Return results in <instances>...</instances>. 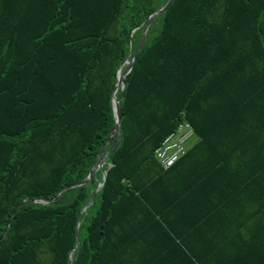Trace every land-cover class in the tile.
Returning a JSON list of instances; mask_svg holds the SVG:
<instances>
[{"label":"trees","instance_id":"16d2710c","mask_svg":"<svg viewBox=\"0 0 264 264\" xmlns=\"http://www.w3.org/2000/svg\"><path fill=\"white\" fill-rule=\"evenodd\" d=\"M167 2L0 0V264H136L134 211L165 170L156 150L185 121L203 140L228 131L255 147L250 179L264 192V0H175L126 76L122 140L108 143L94 204L80 215L102 170L11 221L23 201L86 180L116 126L118 71ZM255 223L241 264H264V202Z\"/></svg>","mask_w":264,"mask_h":264},{"label":"crops","instance_id":"0c3cea01","mask_svg":"<svg viewBox=\"0 0 264 264\" xmlns=\"http://www.w3.org/2000/svg\"><path fill=\"white\" fill-rule=\"evenodd\" d=\"M238 142L228 131L198 137L175 166L144 188L145 204L135 209L132 223L136 264L245 261L264 192L250 179L260 163L255 147Z\"/></svg>","mask_w":264,"mask_h":264},{"label":"water","instance_id":"95a60500","mask_svg":"<svg viewBox=\"0 0 264 264\" xmlns=\"http://www.w3.org/2000/svg\"><path fill=\"white\" fill-rule=\"evenodd\" d=\"M175 0H168V2L166 3V5L164 7H162L160 10H158L157 12H155L153 15H151L149 18H148V22L147 24L145 25L144 27V30H143V33H142V38H141V41H140V44L133 56V58L131 60H126L125 63L121 66L120 70L118 71V82H117V85L115 87V90H114V93H113V96H112V105H113V110H114V116H115V119H116V126L114 128V130L109 134L108 138H107V143L106 145L103 147V149L101 150L98 158L96 159L94 165L92 166L90 172H89V175L88 177L86 178V180H84L83 182H80V183H77V184H74V185H71L70 187L68 188H65L63 189L55 198L53 199H41V200H25L23 201L20 205H18L14 211H13V214H12V217H11V221L13 220V217L14 215L24 206H27V205H32V204H36V203H42V204H53L55 202H57L58 200H60L66 193L67 191H69L70 189H73V188H77V187H81V186H84V185H87L90 183V181L92 180L93 176L95 175V173L98 171V170H102V174H103V180L101 183H99L97 185V188H96V191H95V194H94V197L92 199V201L87 204L81 211L80 215H82L85 211H87L88 208H90L93 204H94V201H95V197L97 196V194L99 193V191L102 189V187L105 185L106 183V180H107V171H105L103 169L104 165L106 164L107 162V159L109 157V154H105L106 153V149L108 147V143L109 141L112 139L113 140V145L110 149V152H114L121 140H122V130H121V100L123 98V95L125 93V90H126V87H127V84H126V76L132 71V68L134 66V63L137 59V57L139 56L141 50L143 49L144 45H145V42H146V34H147V31L149 29V27L151 26V24L159 17L161 16L162 14H164L171 6L172 4L174 3ZM124 65H127V69L125 71H123V68H124ZM119 89H121V96L120 98L118 99L117 98V93L119 91ZM79 227H80V222H78L77 224V229H76V234H77V237H78V234H79ZM11 229V224L6 232V234L1 238H5L9 231ZM80 243L78 242V245L79 246ZM75 252L72 251L71 254H70V260H72V255L73 253Z\"/></svg>","mask_w":264,"mask_h":264},{"label":"built area","instance_id":"2783aa9c","mask_svg":"<svg viewBox=\"0 0 264 264\" xmlns=\"http://www.w3.org/2000/svg\"><path fill=\"white\" fill-rule=\"evenodd\" d=\"M193 134V127L185 121L180 124L179 128L171 133L156 150V159L165 170L175 166V164L187 153L188 148L185 145Z\"/></svg>","mask_w":264,"mask_h":264},{"label":"rangeland","instance_id":"374dc122","mask_svg":"<svg viewBox=\"0 0 264 264\" xmlns=\"http://www.w3.org/2000/svg\"><path fill=\"white\" fill-rule=\"evenodd\" d=\"M197 135L195 134V132H194V134H193V136L186 142V147L187 148H189L191 145H193L194 144V142H196L197 141Z\"/></svg>","mask_w":264,"mask_h":264}]
</instances>
